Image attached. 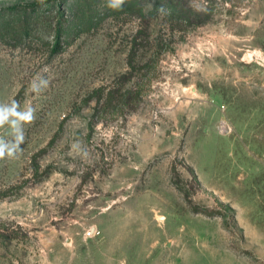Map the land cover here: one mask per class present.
I'll return each instance as SVG.
<instances>
[{
  "label": "rangeland",
  "instance_id": "obj_1",
  "mask_svg": "<svg viewBox=\"0 0 264 264\" xmlns=\"http://www.w3.org/2000/svg\"><path fill=\"white\" fill-rule=\"evenodd\" d=\"M211 7L170 37L94 6L57 55L0 41V103L36 109L0 160V264H264V0Z\"/></svg>",
  "mask_w": 264,
  "mask_h": 264
},
{
  "label": "trees",
  "instance_id": "obj_2",
  "mask_svg": "<svg viewBox=\"0 0 264 264\" xmlns=\"http://www.w3.org/2000/svg\"><path fill=\"white\" fill-rule=\"evenodd\" d=\"M199 1L207 3V6L197 7L193 0H125L121 10H114L107 6L108 0H77L74 4L79 9L74 14L72 4H68L69 2L65 0H34L0 10V41L20 42L40 39L51 34L53 44L51 52L57 55L69 44L67 30L72 24L71 16L73 21L77 22L81 20L77 16L78 12L89 18L95 11L94 6L104 7L105 10L113 13L142 15L149 34L152 22L163 16L167 35L170 34V37L177 26L197 28L212 21L213 0ZM155 43H158V39H155ZM159 43L165 44L167 40L161 38Z\"/></svg>",
  "mask_w": 264,
  "mask_h": 264
},
{
  "label": "clouds",
  "instance_id": "obj_3",
  "mask_svg": "<svg viewBox=\"0 0 264 264\" xmlns=\"http://www.w3.org/2000/svg\"><path fill=\"white\" fill-rule=\"evenodd\" d=\"M125 0H108L107 6L114 10H121ZM163 10V9H161ZM43 71H48L47 67ZM49 81L42 75H37L30 82L29 90L39 94L48 87ZM36 109L31 105L21 110L20 103L13 99L10 103H0V128L5 125L9 128L10 139L0 136V160L16 159L18 153L22 152L25 140V125L34 122Z\"/></svg>",
  "mask_w": 264,
  "mask_h": 264
}]
</instances>
